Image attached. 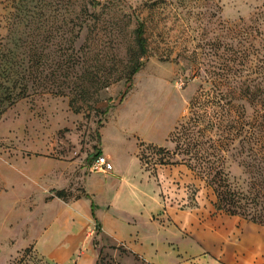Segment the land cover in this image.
<instances>
[{
  "label": "rangeland",
  "instance_id": "374dc122",
  "mask_svg": "<svg viewBox=\"0 0 264 264\" xmlns=\"http://www.w3.org/2000/svg\"><path fill=\"white\" fill-rule=\"evenodd\" d=\"M88 1L0 0V264H20L26 249L44 264L264 260V226L215 210L211 189L155 150L172 151L190 98L232 51L264 71V0ZM84 7L97 16L79 30ZM137 20L141 69L74 113L76 51L92 39L125 62ZM104 147L110 173L94 167Z\"/></svg>",
  "mask_w": 264,
  "mask_h": 264
},
{
  "label": "trees",
  "instance_id": "16d2710c",
  "mask_svg": "<svg viewBox=\"0 0 264 264\" xmlns=\"http://www.w3.org/2000/svg\"><path fill=\"white\" fill-rule=\"evenodd\" d=\"M88 3L92 9L100 4L98 0ZM95 16L85 7L80 9L76 16L78 29L88 17ZM93 47L92 39L90 43L86 41L74 55L77 71L68 100L74 113L92 108L93 97L109 85L121 79L131 82L149 53L145 24L137 20L133 45L126 52L125 62L115 55L108 61ZM245 58L238 49L224 58L218 70L205 81L207 86L200 85L190 98L187 115L170 133L172 151L164 147L155 150L163 156L168 154L161 164H183L210 188L215 210L264 226V71ZM3 70L6 77L11 75V68ZM21 79L22 76L15 82ZM24 91L22 86L16 97H23ZM231 163L242 169L241 177L231 178L228 170ZM55 196L62 198L63 192L56 191ZM19 262L44 264L29 249L23 252Z\"/></svg>",
  "mask_w": 264,
  "mask_h": 264
},
{
  "label": "crops",
  "instance_id": "0c3cea01",
  "mask_svg": "<svg viewBox=\"0 0 264 264\" xmlns=\"http://www.w3.org/2000/svg\"><path fill=\"white\" fill-rule=\"evenodd\" d=\"M113 121L115 122V117L113 118ZM117 135H118V138H119L120 137L119 131L117 132ZM103 154H101V156H104L106 158L107 162L111 166V170L107 171V172L110 173L112 171V168L114 169V161H113V158H112V154H111L110 149L104 147L103 148ZM252 264H264V260L262 259L261 261L255 262V263H252Z\"/></svg>",
  "mask_w": 264,
  "mask_h": 264
},
{
  "label": "built area",
  "instance_id": "2783aa9c",
  "mask_svg": "<svg viewBox=\"0 0 264 264\" xmlns=\"http://www.w3.org/2000/svg\"><path fill=\"white\" fill-rule=\"evenodd\" d=\"M94 167L103 171H109L111 169V166L107 162L106 158L101 155L97 157Z\"/></svg>",
  "mask_w": 264,
  "mask_h": 264
}]
</instances>
